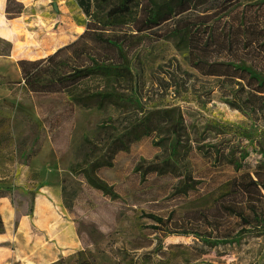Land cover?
Masks as SVG:
<instances>
[{
    "label": "rangeland",
    "instance_id": "obj_1",
    "mask_svg": "<svg viewBox=\"0 0 264 264\" xmlns=\"http://www.w3.org/2000/svg\"><path fill=\"white\" fill-rule=\"evenodd\" d=\"M7 4V0H3ZM24 13L17 17L15 41L0 40V53L9 54L13 74L19 58L38 59L75 41L91 21L105 28L133 26L144 0H92L89 18L75 0H19ZM3 2L0 3V9ZM1 22L10 24L2 15ZM9 19V17L7 16ZM135 85L147 109L176 108L187 127L186 144L193 150L185 162L198 178L205 180L200 191L188 198L170 195L178 178L166 174L142 177L138 167L161 164L167 147L156 135L134 143L116 155L111 168L99 171L113 185L119 198L112 199L90 187L81 177L68 175L60 202L74 231L70 248L61 250L53 264H130L136 251L152 250L148 264H264V235L252 234L222 243L205 242L194 235L156 232L151 215L168 218L210 206L220 188L236 174L226 163L232 154L249 156L245 165L255 170L264 163V93L255 92L238 78L204 76L190 65L188 52L171 41L149 34L132 61ZM16 84L15 101L0 102V152L19 157L40 147L48 133L72 134L76 163L88 150L84 138H93L98 126L114 109H84L73 106L70 96L82 86L104 88V81L90 79L60 94H34ZM15 86V85H14ZM58 135V136H59ZM35 141V144H34ZM20 144V147H19ZM218 146L220 158L203 153L198 146ZM171 244L188 245L190 249ZM164 250H174L166 252ZM203 250L204 253H191ZM166 252V253H165Z\"/></svg>",
    "mask_w": 264,
    "mask_h": 264
},
{
    "label": "trees",
    "instance_id": "obj_2",
    "mask_svg": "<svg viewBox=\"0 0 264 264\" xmlns=\"http://www.w3.org/2000/svg\"><path fill=\"white\" fill-rule=\"evenodd\" d=\"M75 2L89 18L92 0ZM24 11L23 2L7 0L5 12L9 19ZM85 27L75 41L42 58L18 59L24 84L34 94H60L90 79L102 80L106 85L82 86L70 96L73 106L114 109L113 115L103 118L93 138H84L88 150L71 165L73 175L105 196L119 198L114 186L100 177L99 171L113 167L118 153L129 151L134 143L154 134L167 147L168 156L161 164L151 163L137 171L142 177L156 173L178 178L172 198H188L199 192L205 180L194 175L185 162L193 147L186 144L188 133L181 112L176 108L150 110L144 106L135 85L132 61L139 55L146 36L158 34L176 49L186 50L190 65L204 76L238 78L255 92L264 93V0H144L133 26L105 28L89 21ZM0 82L12 81L0 76ZM39 149L34 146L20 157L24 168H28ZM197 149L220 158L215 144ZM248 156H226V163L235 167L236 174L220 188L210 206L183 213L173 211L168 218L151 215L153 230L158 233L165 229L168 234L194 235L217 243L247 234L263 236L264 163L251 171L245 165ZM13 194L0 189V198ZM28 212L34 213L32 206ZM3 232L0 214V234ZM178 246L190 249L184 244H171L170 248ZM136 253L137 258L130 264H148L152 258V250ZM204 263L208 262H201ZM80 264L91 262L84 260Z\"/></svg>",
    "mask_w": 264,
    "mask_h": 264
},
{
    "label": "crops",
    "instance_id": "obj_3",
    "mask_svg": "<svg viewBox=\"0 0 264 264\" xmlns=\"http://www.w3.org/2000/svg\"><path fill=\"white\" fill-rule=\"evenodd\" d=\"M5 8L3 1L0 20L3 15L10 24L0 23V40L14 43L19 35L15 26L18 18L8 19ZM12 63L9 56L0 55V76L18 82L21 87L24 81L18 61L14 74ZM16 89L14 83L0 82V102L15 101ZM58 135L47 132L28 168L20 162L17 151L0 152V189L14 193L0 198L4 223V232L0 234V264H53L61 259V250L70 248V241H74L69 217L61 211L59 202L65 192V178L73 175L70 170L75 161L73 136L68 132ZM30 206L33 214L28 212Z\"/></svg>",
    "mask_w": 264,
    "mask_h": 264
},
{
    "label": "clouds",
    "instance_id": "obj_4",
    "mask_svg": "<svg viewBox=\"0 0 264 264\" xmlns=\"http://www.w3.org/2000/svg\"><path fill=\"white\" fill-rule=\"evenodd\" d=\"M3 2V0H0V3H2Z\"/></svg>",
    "mask_w": 264,
    "mask_h": 264
}]
</instances>
